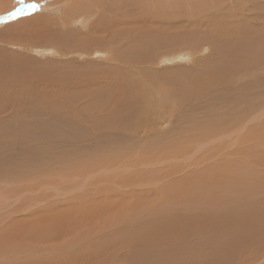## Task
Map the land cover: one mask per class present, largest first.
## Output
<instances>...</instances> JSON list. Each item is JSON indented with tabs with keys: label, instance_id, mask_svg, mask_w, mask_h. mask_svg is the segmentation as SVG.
I'll list each match as a JSON object with an SVG mask.
<instances>
[{
	"label": "bare ground",
	"instance_id": "6f19581e",
	"mask_svg": "<svg viewBox=\"0 0 264 264\" xmlns=\"http://www.w3.org/2000/svg\"><path fill=\"white\" fill-rule=\"evenodd\" d=\"M35 1L38 0H29L28 2L31 4ZM191 1L165 0L164 2V0H159L150 5L148 0H52L51 8L53 12L50 17L55 23H59V28L66 27V29L62 32L50 31L44 26L45 22L43 21L44 27L41 28L42 30L38 29L40 32L37 31V28L34 30L35 27H32L35 32L30 34L26 33L31 30L29 29L31 27L24 30L28 38L37 41L36 45L42 42L46 43L47 46H43V50L39 48V52L55 56L54 60H57V54L65 56L78 53L80 57L84 55L89 57L88 55H90V58L91 55L97 54L98 58L104 59L109 64V67L104 66L105 69L102 70L101 65V68L99 66L101 71L98 68V73H96L94 72L96 69L90 65L85 69H81L75 66L72 67L69 64L66 65V63L65 65L56 64L53 61L50 65L35 68L33 65L37 62L35 63L31 58V60L25 59L21 63L17 60L12 59L11 61L9 58H3L0 61V81L8 82L9 85L16 82L18 86H25L30 89L29 96L21 98L23 99L21 101L22 106H26L27 102H33V104L41 102V100L34 98L35 94L31 97L35 92L32 91L33 87L30 85L34 83H37L40 87L54 90L56 87L62 86L64 88L80 86L81 88V85H87L88 87L96 81L94 84L96 90L93 91V98L91 97V105L88 110L97 109V111L108 112L109 115L100 116L99 121L92 125L93 130L98 133L111 132L125 139L128 136L135 139L139 135L142 141L147 142L142 148L144 150L139 148L136 153L128 150L106 154L103 152L98 159L86 158L80 161L77 166V169L81 168L82 172L87 170L93 172L89 169L94 170V167L110 168L119 163H124L122 166L127 167L131 164V160L132 163L139 162L140 157L137 155L139 153L144 155L141 159L142 162L149 160L145 155L147 152L145 147L161 149L167 146L159 142V135L165 136L167 131H157L155 122L163 121V119L172 121L174 117L178 118V113L182 112L180 108L184 103L189 102V100L197 102L198 97H205L204 94L207 97L205 104L208 108V110L203 111V115H206L203 117L206 124H201L200 128L204 126L203 129L197 134L193 135L192 133L191 139L201 143L206 139L220 135H231V132L238 135L247 118L254 119L257 115L258 119L264 116V30L261 31V28H256V26L251 27L249 23V25L244 23L242 26H233L235 23H241L236 22L239 18L230 15V7L235 10L239 3L243 5L246 0H220L217 5L206 7L202 12L200 10L187 11ZM134 3H138L139 8H136L138 10L133 21L135 23L141 22L142 29L144 27V30L140 32L132 31V27L129 26L132 24L133 15L131 13ZM45 8L43 9L45 10ZM96 11L102 13L97 19L93 18ZM256 16V12H251L252 21L250 20V23H258V20H255ZM27 19L23 18L12 25H20L22 21H27ZM241 19L244 18L241 17ZM49 20L51 19L49 18ZM88 20L90 21L89 27L83 33L84 28L82 25L84 22L88 23ZM179 22L197 25L211 23L212 30L204 36L209 40V47L215 51L217 57L214 60H208V68L203 67L201 70V76L206 73L207 80H205V76L200 79V76L195 74L192 85L189 86L188 84L186 86L183 84L189 90L185 87L186 90L184 91L161 88V90H158L155 87L157 91H152L154 93L152 94L146 91L147 86L145 87L144 84L155 83L159 78V74L151 73L152 75H150V71L144 74L143 71L142 75L146 78L143 80L144 83H140L141 80L140 82L138 80L133 81L131 78L134 76L132 75V69L130 71L128 62L131 63V60L141 62L147 58L154 61L153 54L161 52L160 48L162 47H165V51H168L176 48L178 44H189L184 36H176L173 32L175 25ZM38 23L41 26L39 21H37ZM124 25L127 26L122 29L121 27H124ZM161 25H168L166 26L168 28L165 30ZM97 33L98 35H96ZM143 36L148 38L145 49L144 43L140 44V49L138 46L134 48L131 57L126 56L128 49H130L126 43L127 40L134 38L138 41ZM206 38L205 40H207ZM94 46L101 48L94 49ZM37 51L38 47H36ZM186 55L185 58L190 59L191 56ZM176 56L181 55L176 54L165 58V60L161 59L160 63L179 60L180 57ZM181 58L183 57L181 56ZM94 61L92 60V63ZM98 61L99 59L96 60V66ZM103 62L101 63L103 64ZM145 64L148 66V62ZM94 73L96 74L94 75ZM212 73L213 77L211 76ZM80 78H86L87 80H81ZM88 79H92L90 84ZM160 82L159 84L155 83L154 86H162ZM47 91L49 90L47 89ZM100 92L105 93V99L99 95ZM47 94L50 93L43 94L44 97L41 96L46 98ZM66 99L70 100L71 97L68 95ZM201 99L203 100V98ZM149 103L155 104L150 105ZM110 104L113 108L110 107ZM152 106L156 108L153 109ZM189 107L192 111H195L193 104ZM198 112L201 114L202 110L198 109ZM197 114L195 112L192 115L196 118L199 116ZM192 115L187 114L186 117ZM180 118L183 119V115ZM175 120L178 121V119ZM157 125L159 124L157 123ZM184 132H181L179 137H182L181 135H184ZM230 140L232 141L230 144L253 140L256 145L247 150L241 149L242 151H238L237 157L224 158L219 163L205 167L199 173L189 172V174L184 173L185 175L180 177H171L166 184L158 187L138 188L143 183L140 181L141 178L146 179L143 180L144 183L150 181L149 176L151 175L148 173L151 170L135 173L136 180L133 178L131 181L135 183L136 187L131 186L129 191L123 189L127 191L123 196L136 197L132 204L134 206L129 207V212L120 213L119 219H123H117L116 221L118 224L119 220V226L123 224L127 227V231L123 230L117 233L119 236L118 241L119 239L125 241L133 249L130 258L133 263L138 261L140 264H248L253 260V262H256L263 259L264 119L261 123L259 122L253 126L244 136L240 135ZM229 147L230 145L223 153L230 154V151L237 150L236 147L232 150ZM221 150L223 151L225 148L219 151ZM163 153H167L166 155L170 158H176L177 155H180L176 150ZM157 155L161 156L162 154ZM34 168L37 170V167ZM29 169L32 170L33 168ZM177 170L171 167L168 174H164V171H162L161 175L164 176L156 173V175L151 176L152 179L149 183L156 184L167 175L177 174ZM34 171L31 172L35 173L39 170ZM143 176H148V180L147 177ZM127 181L131 184L129 178ZM129 184L126 187H130ZM151 195L155 196L157 200L154 198L151 202L145 203L146 207L143 201L148 198L146 196ZM143 197L146 199L141 201ZM78 199L76 200L78 202L84 201ZM137 205L140 206L137 207ZM117 224L111 222L110 226L107 227L111 229L113 225V230L118 226ZM107 227L105 226V228ZM108 231L110 232V230L106 232ZM115 237L112 240L113 242L110 241V244L116 243ZM100 241L96 242L94 240L91 247L96 245L100 250L103 248Z\"/></svg>",
	"mask_w": 264,
	"mask_h": 264
},
{
	"label": "rangeland",
	"instance_id": "374dc122",
	"mask_svg": "<svg viewBox=\"0 0 264 264\" xmlns=\"http://www.w3.org/2000/svg\"><path fill=\"white\" fill-rule=\"evenodd\" d=\"M0 1V61L3 58H9L11 61L13 59L21 63L25 59L29 60L31 58L35 63L37 62L33 65L35 68L50 65L53 61L56 64L65 65L66 63V65L69 64L72 67L75 66L81 69H85L90 65L96 69L94 71L96 73H98V68L99 66L101 68V65L102 70L105 69L104 66L109 67V64L104 59L98 58L99 56L97 54L91 55V58L90 55H88L89 57L85 55L80 57L78 53L65 56H59L57 54V60H54L55 56L41 54L39 52L40 49L43 50V46H47L45 45L46 43L42 42L40 44L38 42L39 45H36L37 41L28 38L26 34L35 32L34 30L36 28L39 31L38 29L44 26L50 29V31L53 30L55 32H62L66 29V27L59 28V23L57 21L55 23L52 17H50L53 12L51 8L52 0H38L35 3L30 2L31 4H29V0ZM158 1L148 0V3L152 5ZM200 1L203 2L201 3ZM218 2L220 0H216V2L215 0H192L190 6L188 5L189 10L187 11L195 12L200 10L202 12L206 7L217 5ZM134 4L131 13L133 15L132 24L129 26L132 27V31L140 32L144 30V27L142 29L141 22L135 23L133 21L138 10L136 8H139L138 3ZM34 5L37 7H33ZM230 9V15L241 20L236 21L241 24L235 23L233 25L234 27L242 26L245 23L246 25L250 24L249 26L251 27L256 26V28H261V31L264 30V0H246L243 5L239 3L235 10L232 7ZM251 12H256L257 16L255 20H258V23H250V20L252 21ZM100 13V11H96L93 18L97 19L98 16L100 17L102 15ZM241 17L244 19H241ZM23 18L28 19L27 21H22L20 25H12L13 23L21 21ZM226 18L228 17L226 16ZM37 21L40 22L41 26H39V23L37 24ZM43 21L45 22L44 26L42 24ZM89 23V20L88 23H83V33L86 32ZM25 25L26 27H24ZM126 26L124 25L121 28L124 29ZM150 26L152 25L150 24ZM166 26L168 25H161L165 30L168 28ZM28 27H31L29 28L31 30H28L25 34L24 30L28 29ZM32 27H35L34 30ZM212 28L211 23L204 25L188 22L177 23L173 29L174 34L179 37L184 36L189 44H178L176 48L168 51H165V47H162L160 48L161 52L153 54L155 57L154 61H150L148 58V60L141 61L142 63L132 60L130 63L129 61L128 66L130 67V71L132 69L133 74L130 73L134 76L132 77L130 74L132 77L131 80H138V82L141 80L140 83H144L143 80L146 78L142 75L143 71L145 72L144 74L149 71L150 75H152L151 73L159 74L158 82H156L159 84L162 81L160 82L162 86H154L156 82H151L149 85L144 84L145 87L147 86V90H145L152 94L157 89L175 91H179L180 89V91H184L187 89L186 86L188 84L189 86L193 84L192 80L195 74H198L200 79L205 76V80H207L206 73H203L201 76V70L203 67L208 68V60H214L217 57L215 51L209 47V40L204 36ZM252 37L257 38L255 36ZM141 39L138 41L136 39L134 40V38L127 40L126 43L129 45L128 47L130 49L128 50L130 52L128 51L126 56L129 55L131 57V54L135 50L134 48L138 46L140 49V44L144 43L145 49L148 38L143 36ZM36 47H38L37 52ZM93 48L100 49L101 47L94 46ZM176 54H180L183 58L176 56L180 57V59L160 63L161 59L165 60V58ZM186 54L191 56L190 59L185 58L187 56ZM71 58L73 59L71 60ZM224 58L227 59L226 56ZM89 59L95 60L94 63ZM98 59V65L96 66V60ZM147 62L148 66L145 64ZM29 67L27 68L29 69ZM100 68L99 70L101 71ZM207 76L209 75L207 74ZM211 76L213 77V73ZM81 80L87 79L82 78ZM88 80L90 84V80L92 81V79ZM0 82V264H140L138 261H135V263L131 261L130 258L133 249L125 241L121 239L118 241L119 236L117 234L127 229L126 225H118L120 223L119 220L123 219H119V214L129 212V207L134 206L132 204L136 197L123 195L131 189V186L136 187L134 185L135 183L131 181L133 178L136 180L135 173L151 170L148 173L151 176L156 175V173L164 176L161 175L162 171H164V174H168L171 167L178 169V172L176 171L177 174L167 175L156 182V184L149 183L152 179L151 176H149L150 178L143 176L145 178L147 177V180L149 178L150 181L148 180L144 183L146 179L141 178L140 181L143 183L138 188L158 187L166 184L171 177H180L189 174V172L199 173L205 167L219 163L224 158L237 157V153L238 151L241 152V149L247 150L256 145V142L253 140L248 142L238 141L230 144L232 143L230 139L240 135L244 136L253 126L259 122L261 123L264 119V116L257 119V115L254 119L251 117L247 118L238 135H236L237 133L232 134L231 132V135H226L230 136L227 138L226 136L220 135L206 139L201 143L195 142V139L192 140L191 137L203 129L204 126L200 128L201 124H206L204 123L206 121L203 119L206 115H203V111L208 110V108L205 104L207 97L204 94L205 97H198L197 102L189 100L190 103L188 101L184 103L180 108L182 112L178 113V118L174 117L172 121L163 119V121L155 122L157 131H167L165 136L159 135V142L167 146L161 149L145 147V150H147L145 155L150 160H145L147 162L146 164L141 160L144 155L139 153L137 154L140 157L139 162L132 163L131 160V164L129 163L130 165H128L129 167H123L122 165L124 163H119L110 168L94 167V170L89 169L93 172H88V170L82 172L80 170L81 168L77 169V166L80 161L86 158L98 159L103 152L106 154L128 150L136 153L139 151V148L140 150H144L142 148L147 144V142L141 140L139 135L135 139L129 136L125 139L111 132L103 131L98 133L93 130L92 125L99 121L100 116L104 114L109 115L108 112L97 111V109L88 110V107L91 105L93 91L96 90L94 85L96 81L93 84L91 83V85L88 84L89 88L87 85H81V88L80 86L75 88L73 86L70 88H64L62 86L59 88L56 87L54 90L40 87L37 83H34L30 85L33 87L32 91L35 92L31 97L35 94L34 98L41 100V102H35L34 104L33 102H27L26 106H22L21 101L23 99L21 98L29 96V88L25 86L20 87L16 82L13 85H9L8 82ZM183 84L186 86H183ZM153 86L157 89L155 88V90ZM43 92H49L50 94H47L46 98H43V94H45ZM68 95L71 97L70 100L66 99ZM99 95L104 99L106 98L103 92H100ZM71 100L73 101L71 102ZM111 104L110 107H112ZM149 104L154 105L155 103ZM192 104L195 107L194 112L191 110V106L189 107ZM152 107L153 109L156 108L155 106ZM198 109L202 110L201 114L198 112ZM195 112L199 115L196 118L192 115ZM187 114L192 116L186 117ZM182 115L183 119L180 118ZM175 119H178V121ZM181 132H184V135L179 137ZM185 133L188 134L185 135ZM190 139L191 141H189ZM174 143L177 146H174ZM227 143L230 145V150L234 147L237 150L230 151V154L223 153L229 146ZM221 144L224 145L222 146ZM224 148L225 150L219 151ZM171 150H176L180 155H177L176 158H170L166 155L167 153H163L165 151L171 152ZM157 154L162 155L159 156ZM218 154L221 155L219 156ZM222 154H225L227 157ZM152 158L155 159L152 160ZM34 167H37L39 171L35 172L37 170ZM29 168L33 169L30 170ZM167 169L169 170L166 171ZM128 178L131 184L128 183ZM127 184L130 187H126ZM123 189H127V191ZM146 198H141V201L146 199L143 201L146 207L147 202H151L154 198L157 200L153 195L146 196ZM77 199L84 201L78 202L76 201ZM117 219H119L118 224L116 222ZM111 222L118 225L113 230V225L111 229L107 227L108 225L110 226ZM107 230H110V232H106ZM114 237L116 243L110 244V241L113 242ZM94 240L96 242L101 240L100 242L103 248L99 250L96 245L91 247ZM253 261L248 264H264V257L256 262Z\"/></svg>",
	"mask_w": 264,
	"mask_h": 264
},
{
	"label": "snow or ice",
	"instance_id": "6c2138e0",
	"mask_svg": "<svg viewBox=\"0 0 264 264\" xmlns=\"http://www.w3.org/2000/svg\"><path fill=\"white\" fill-rule=\"evenodd\" d=\"M33 7H37L36 5H34Z\"/></svg>",
	"mask_w": 264,
	"mask_h": 264
}]
</instances>
